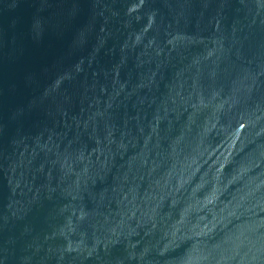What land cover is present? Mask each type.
<instances>
[{
	"label": "water",
	"instance_id": "water-1",
	"mask_svg": "<svg viewBox=\"0 0 264 264\" xmlns=\"http://www.w3.org/2000/svg\"><path fill=\"white\" fill-rule=\"evenodd\" d=\"M0 264H264V0H0Z\"/></svg>",
	"mask_w": 264,
	"mask_h": 264
}]
</instances>
